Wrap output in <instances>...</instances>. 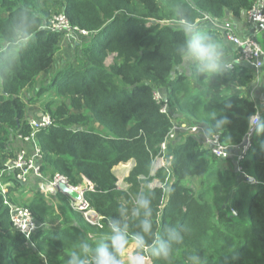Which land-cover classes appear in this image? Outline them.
<instances>
[{"label":"trees","instance_id":"1","mask_svg":"<svg viewBox=\"0 0 264 264\" xmlns=\"http://www.w3.org/2000/svg\"><path fill=\"white\" fill-rule=\"evenodd\" d=\"M256 1L194 0L200 10L194 19L239 18ZM184 3L191 6L190 0ZM177 6V0H160L159 6L156 0H0V78L5 80L0 84V176L19 148L18 135L31 133L28 104L43 99L41 112L54 120V126L37 134L43 177L61 174L73 184L86 177L94 186L89 202L103 216L101 226H93L61 192L53 195L55 202L40 193L25 197L20 194L25 184L8 172L0 179L9 189L4 196L0 185V264H67L81 238L106 235L109 220L120 219L121 204L130 206V194L142 188L153 196L155 231L163 234L169 225L190 229L171 264H186L191 253L206 256L208 264H264V134L242 163L245 174L259 181L256 186L237 172L233 157L212 154L203 131L178 132L165 150L161 147L173 119L203 127L215 123L213 113L230 120L216 134L220 141L237 146L249 129L248 118L258 112L242 92L252 80L246 68L214 78L238 88L231 96L207 98L205 90L192 94L175 55L181 35L171 13ZM21 9L27 12L23 19ZM59 12L71 26L89 32L82 36L87 40L80 48L82 66L70 62L57 69L64 34L45 26ZM18 22L33 37L20 60L4 51ZM112 54L113 63L106 65ZM192 74L193 83H209ZM158 90L167 98V113L154 98ZM158 157L169 164L154 171ZM129 161L134 165L125 179L127 189H119L114 168ZM155 181L161 185L152 186ZM5 197L33 212L40 228L30 240L13 226ZM129 224L131 232L138 230V220L130 216ZM150 264L169 262L153 259Z\"/></svg>","mask_w":264,"mask_h":264},{"label":"clouds","instance_id":"2","mask_svg":"<svg viewBox=\"0 0 264 264\" xmlns=\"http://www.w3.org/2000/svg\"><path fill=\"white\" fill-rule=\"evenodd\" d=\"M159 2L160 0H156L157 6ZM177 3L178 6L171 13L175 20L174 27L181 35V41L175 48V55L185 66L205 80L229 74L234 68L233 61L226 54L224 44L195 21L194 17L200 10L194 0H190V7L184 0H177ZM20 15L23 19L27 15L26 10L21 9ZM32 40L31 32L21 29L18 22L14 39L4 51L20 60ZM4 81L0 78V84ZM211 120L215 123H203V135L206 139L214 138L230 123L227 116L218 118L215 113L212 114ZM248 125L250 133L264 134V117L259 112L248 118ZM130 197L131 205L121 204L117 210L120 219L109 220L108 233L95 239L82 237L78 247L68 253L67 264H150L153 259L171 264L175 252L184 245L186 235L190 234V229L187 225L179 227L169 225L163 234L155 231L152 219L153 196L142 188L134 197L131 194ZM130 216L138 220V230L134 233L130 230ZM27 235L31 236L30 233ZM89 239H94V244H90ZM226 259L228 261L229 257ZM186 264H208V261L206 256L191 253L186 258Z\"/></svg>","mask_w":264,"mask_h":264},{"label":"built area","instance_id":"3","mask_svg":"<svg viewBox=\"0 0 264 264\" xmlns=\"http://www.w3.org/2000/svg\"><path fill=\"white\" fill-rule=\"evenodd\" d=\"M203 20L212 21L217 28V31H222L225 36L237 46L238 54L236 56V63H246L252 67L255 71H259L264 66V49L259 41L254 36L240 37L235 35L229 26L220 24L219 20L213 19L209 16H205ZM202 20V21H203ZM247 20L249 23L258 27L259 30L264 31V0H257L253 7L247 12ZM48 30L59 31L66 36H74L79 34L81 36H88L89 32L82 31L77 27L70 25L67 16L64 12H59L53 15L49 20L47 26ZM233 67L235 65L233 64ZM234 69V68H233ZM154 98L158 102H163L161 111L167 113L169 111L167 98L160 90L154 92ZM173 127L169 132L165 142L161 147L165 150L167 143L174 139L178 132H199L203 131L200 126L187 125L186 123L179 122L176 119L172 120ZM29 126L31 133L29 136L18 135L20 142H23V146L19 147L15 152L12 159L8 160L5 165V169L2 171L0 179L8 172H14L16 179L22 184H28L29 177L35 175L38 178L43 179L45 186L50 191L61 192L68 195L71 198L73 208L82 212L86 220L93 226L100 227L103 216L92 208L89 199L88 192L94 190L93 184L83 176L82 182L73 184L69 178L61 174H55L52 177H43L41 173V160L43 153L41 147L37 143V134L43 130H46L54 126V120L50 114H41L37 117H29ZM259 137L255 133H250L249 129L242 141L237 146L224 145L218 135L214 138L209 137L205 139L207 147L211 150L212 154L218 159H227L233 157L235 159V166L237 172H239L244 178L245 182L250 185H259V181L253 176L245 174L242 163L247 158L249 152L252 150L255 140ZM236 149V151H234ZM158 168L167 167V163L164 158L158 157ZM1 191L4 196L8 192V187L0 181ZM71 192L76 193L78 197L71 195ZM5 204L10 207L11 221L13 226L20 231L27 240H30L32 234L40 228V225L36 222L33 212L28 207L15 206L5 197ZM236 215L237 212L234 210ZM30 233L29 237L27 234Z\"/></svg>","mask_w":264,"mask_h":264},{"label":"crops","instance_id":"4","mask_svg":"<svg viewBox=\"0 0 264 264\" xmlns=\"http://www.w3.org/2000/svg\"><path fill=\"white\" fill-rule=\"evenodd\" d=\"M219 22L221 25L224 24L231 27L234 30L235 34L240 37L254 36L264 49V31L259 30L258 27L249 23L246 14L239 18L230 16L223 22L220 20ZM198 24H200L204 29L208 31H217V28L214 27L215 24L212 21L201 20L200 22H198ZM218 32L220 33L218 34L217 38L224 44L226 54L231 59V61H233L235 67H238V69L246 68L249 72H251L252 80L250 84L245 88L246 94L248 95V97H251L255 101L258 107V112L262 116V114H264V66L257 72L246 63H236V56L238 54L237 46L232 43L222 31H217V33ZM64 36L66 38L69 37L66 35ZM226 87L227 90H225ZM217 89L219 90L217 94H224L225 97L231 96V94H229V91H232V93L238 91V88L235 85L229 84L226 86L221 82L217 84ZM30 111L31 112H29V117H31L32 114L35 117L42 114V112L33 113L32 110ZM22 145L23 143L18 141L17 147H21ZM234 151H236V149H234ZM29 180L32 196L36 193H40L43 194V196H48L51 201L55 202V199H53V195L56 194V192L47 189L43 179L38 178L35 175H31L29 177Z\"/></svg>","mask_w":264,"mask_h":264},{"label":"rangeland","instance_id":"5","mask_svg":"<svg viewBox=\"0 0 264 264\" xmlns=\"http://www.w3.org/2000/svg\"><path fill=\"white\" fill-rule=\"evenodd\" d=\"M246 17H247V14H246ZM230 29L235 34L234 30L231 27H230ZM86 41L87 40L84 37H82L81 35H79V34H75L74 36H69L68 38L63 36L62 45H61V51L59 53L58 60H57V69H59V70L60 69H64L70 62H74L76 66H82V64L79 61V59L81 58L80 57V48L83 47V45L85 44ZM113 61H114V54L110 55L109 58L106 60V65L112 64ZM179 71L181 73L185 74L189 78V80H188V84L190 86L189 90L191 92H193L192 94H197V93H200L203 90H205V91L208 92L207 98H210L212 96L224 97V94H217L219 92V90L217 89V84L220 83L219 81H216L215 79H213L214 81L212 82V80L209 79V83L207 84V86L206 85H199V84L193 83L195 81V78H194V76L192 74V70H190L187 66L182 64V66L180 67ZM224 85H225V83H224ZM225 90H227V87L225 88ZM242 92H243V94H246V89L243 90ZM30 94L32 95V94H34V92H32ZM229 94L232 95V94H235V92L232 93V91H229ZM27 96H29V93H27ZM47 96H49V94H45L43 98H47ZM39 102L40 103H38V104L29 103L28 104V111L31 112L30 110H32L33 113L41 112L42 108L40 107V105L43 102V99L41 101H39ZM32 116H33V114H32ZM133 165H134V161H129L127 163H121V164L117 165L114 168V172H115V174H116V176L118 178V188L119 189H124V190L127 189V184L125 182V179L128 176V174H129L130 170L132 169ZM157 166H158V162L155 161L154 164H153V170L154 171L158 169ZM2 182H3V184L6 183V181H4V180ZM81 182H82V180L79 183H81ZM192 182H193L192 185L196 189L199 188V185H198L199 182H198L197 179H194ZM29 183L30 182H28V184L24 185L20 189V194L25 196V197H31L32 196ZM160 185H161V183L159 181H155L152 184V186H160ZM254 188H256V187H254ZM218 196H221L220 193L217 194V197ZM15 206L26 207L23 204H16ZM130 248H131V245H130ZM132 250L134 251V248H132Z\"/></svg>","mask_w":264,"mask_h":264},{"label":"water","instance_id":"6","mask_svg":"<svg viewBox=\"0 0 264 264\" xmlns=\"http://www.w3.org/2000/svg\"><path fill=\"white\" fill-rule=\"evenodd\" d=\"M71 195L74 197H78V195L76 193L71 192Z\"/></svg>","mask_w":264,"mask_h":264}]
</instances>
